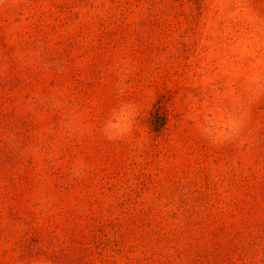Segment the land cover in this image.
Returning <instances> with one entry per match:
<instances>
[{
    "label": "rangeland",
    "instance_id": "374dc122",
    "mask_svg": "<svg viewBox=\"0 0 264 264\" xmlns=\"http://www.w3.org/2000/svg\"><path fill=\"white\" fill-rule=\"evenodd\" d=\"M0 264H264V0H0Z\"/></svg>",
    "mask_w": 264,
    "mask_h": 264
},
{
    "label": "trees",
    "instance_id": "16d2710c",
    "mask_svg": "<svg viewBox=\"0 0 264 264\" xmlns=\"http://www.w3.org/2000/svg\"><path fill=\"white\" fill-rule=\"evenodd\" d=\"M155 117H156V115H155Z\"/></svg>",
    "mask_w": 264,
    "mask_h": 264
}]
</instances>
